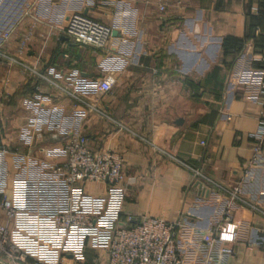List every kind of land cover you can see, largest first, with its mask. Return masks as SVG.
I'll return each mask as SVG.
<instances>
[{"label":"crops","instance_id":"0c3cea01","mask_svg":"<svg viewBox=\"0 0 264 264\" xmlns=\"http://www.w3.org/2000/svg\"><path fill=\"white\" fill-rule=\"evenodd\" d=\"M74 12L112 29L107 50L62 33ZM0 46L47 77L0 59V144L9 150L0 154L1 191L32 210L62 206L66 191L48 168L64 161V141L82 134L93 153L111 150L124 159L120 195L110 197L104 184L86 193L103 202L105 213L115 205L117 226L142 216L178 223L183 264H264V216L237 203L228 206L238 231L233 254H218L217 245L207 260L203 234L227 201L214 188L195 187L191 171L240 185L252 203L264 191V149L255 154L253 139L264 0H3ZM107 75L115 84L95 93V82ZM50 81L82 92L125 129L87 112ZM84 257L98 264L89 245Z\"/></svg>","mask_w":264,"mask_h":264},{"label":"built area","instance_id":"2783aa9c","mask_svg":"<svg viewBox=\"0 0 264 264\" xmlns=\"http://www.w3.org/2000/svg\"><path fill=\"white\" fill-rule=\"evenodd\" d=\"M2 1L0 0V4ZM164 10L165 7L161 4L159 11ZM257 12L255 7L254 13ZM61 30L73 43L96 51L107 50L112 36L109 26L79 12L69 15ZM27 41L29 34L20 42V49H25ZM0 59L10 66H19L29 74L47 80L34 67L5 54L1 46ZM257 61L262 75L258 87L261 97L258 128L253 134L254 152L258 155L264 149V57ZM50 82L62 93L80 103L87 112L112 121L119 130L125 129L101 107L89 101L82 92L71 91L61 84ZM114 84V78L107 75L95 82L94 92L108 93ZM1 107L0 103V119ZM7 152L9 150L4 144L0 146V154ZM62 152L64 161L48 168L52 181L66 191L64 204L59 208L51 212L45 209L32 210L0 190V209L6 219L4 224H0V252L5 253L6 259L26 260L30 264H85L84 250L89 245L98 264H183V256L177 245L178 223L142 216L138 219L129 218L127 224L117 226L118 210L115 205L111 204L107 209L109 211L105 213L106 210L102 209L103 202L99 203L91 198L90 193L86 194L89 186L101 184L108 188L110 197L121 194L124 184V159L120 154L111 150L93 153L87 147L86 136L82 134L70 135L63 143ZM191 171L192 184L195 187L203 192L214 188L227 201V206L217 222L203 234L207 260L217 245L218 254L232 255L231 244L238 240V231L228 206L237 203L264 216V191L258 194L256 203H252L246 199L240 185L225 187L202 174L200 170ZM0 264L6 262L0 259Z\"/></svg>","mask_w":264,"mask_h":264},{"label":"rangeland","instance_id":"374dc122","mask_svg":"<svg viewBox=\"0 0 264 264\" xmlns=\"http://www.w3.org/2000/svg\"><path fill=\"white\" fill-rule=\"evenodd\" d=\"M0 133H1V119H0ZM2 145L3 144L1 143L0 146H2ZM12 256H14V255H12ZM0 259L3 260V261H5L6 264H30V262L29 261H26V260L25 261H20L19 259H13V260L6 259V256H5V253L4 252H0Z\"/></svg>","mask_w":264,"mask_h":264},{"label":"trees","instance_id":"16d2710c","mask_svg":"<svg viewBox=\"0 0 264 264\" xmlns=\"http://www.w3.org/2000/svg\"><path fill=\"white\" fill-rule=\"evenodd\" d=\"M256 14H260V10H259V8H258V12H257Z\"/></svg>","mask_w":264,"mask_h":264}]
</instances>
